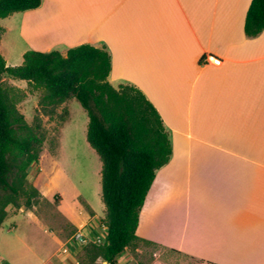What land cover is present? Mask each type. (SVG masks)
<instances>
[{"label": "crops", "instance_id": "obj_1", "mask_svg": "<svg viewBox=\"0 0 264 264\" xmlns=\"http://www.w3.org/2000/svg\"><path fill=\"white\" fill-rule=\"evenodd\" d=\"M250 1L41 0L14 13L24 49L104 48L109 84L135 87L161 118L171 155L139 213L140 241L116 264H165L168 253L202 264H264V29L245 35ZM63 190L69 199L80 194L69 181ZM24 217L47 238H11L0 255L6 264H87L85 246L32 213ZM141 245L158 249V259L136 260L131 252Z\"/></svg>", "mask_w": 264, "mask_h": 264}, {"label": "trees", "instance_id": "obj_2", "mask_svg": "<svg viewBox=\"0 0 264 264\" xmlns=\"http://www.w3.org/2000/svg\"><path fill=\"white\" fill-rule=\"evenodd\" d=\"M41 0H0V20L39 7ZM244 33L255 37L264 29V0H251ZM3 28L0 27V36ZM110 56L104 48L82 44L68 49L22 54L19 66L9 67L0 54V227L6 208H19L26 197L31 207L39 195L35 187L42 169L27 186L28 170L42 161L43 133L40 118L29 125L18 109L23 93L2 83L3 76L25 81L30 93H40L39 106L50 111L75 99L88 118L86 140L100 162L101 220L105 235L101 244L84 247L87 264L97 259L116 264L125 249L136 245L139 213L154 181L165 165L171 146L156 109L135 87H112L107 78ZM198 264L202 262L197 261Z\"/></svg>", "mask_w": 264, "mask_h": 264}, {"label": "rangeland", "instance_id": "obj_3", "mask_svg": "<svg viewBox=\"0 0 264 264\" xmlns=\"http://www.w3.org/2000/svg\"><path fill=\"white\" fill-rule=\"evenodd\" d=\"M17 15L0 20V27L6 31L0 36V54L9 67L19 66V52L21 50L42 51L41 49H24L29 45L25 37L19 33ZM10 77L3 76L2 83L6 87H13L23 93L18 103L20 113L25 121L33 125L34 117L40 118L43 133L41 165L34 164L28 170L27 186L33 183L37 173L42 169L43 177L35 187L39 195L32 201L31 207H26V197L18 199L19 208L7 206V217L0 228V255L9 253L11 238L32 243L34 240L47 238L42 226L35 225L24 216L34 214L45 222L48 229L59 230V235L69 240L78 230L90 233L88 240L103 241L105 229L101 220L104 218L105 207L101 201L100 169L101 162L95 151L88 145L86 133L87 114L75 99H70L59 107L50 111L49 108L39 106L40 93H30L27 84H19L20 88L9 81ZM69 118L61 134V127ZM86 122V123H85ZM85 124V125H84ZM71 182L80 194L69 199L64 193V182ZM21 213V214H20ZM13 215H17L12 217ZM24 215V216H23ZM14 230H10V228ZM89 245V244H88ZM87 245H85L86 247ZM154 247L141 245L139 252H131L136 260H157L153 252ZM168 253V252H167ZM165 264H198L195 260L177 254L168 253ZM96 264H102L99 260Z\"/></svg>", "mask_w": 264, "mask_h": 264}, {"label": "built area", "instance_id": "obj_4", "mask_svg": "<svg viewBox=\"0 0 264 264\" xmlns=\"http://www.w3.org/2000/svg\"><path fill=\"white\" fill-rule=\"evenodd\" d=\"M212 64L213 65H220V59L219 58H213L211 60ZM104 239V237H103ZM69 244L75 246V245H78V246H85V245H88V244H101L100 243V240H93V239H90L88 240L87 237H85V235H83L81 232H77L75 233L69 240H68ZM103 242V241H102ZM155 256V254H154ZM0 264H6L2 259H0ZM71 264H81V261L79 258H75Z\"/></svg>", "mask_w": 264, "mask_h": 264}]
</instances>
